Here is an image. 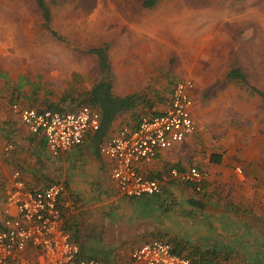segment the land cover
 <instances>
[{"label": "crops", "instance_id": "0c3cea01", "mask_svg": "<svg viewBox=\"0 0 264 264\" xmlns=\"http://www.w3.org/2000/svg\"><path fill=\"white\" fill-rule=\"evenodd\" d=\"M16 1L0 0V226L5 218L17 215L16 206L6 199L15 189L16 180L30 189L60 182L64 188L59 205L81 259L129 264L133 249L153 238L168 241L172 230L167 223H181L193 233L202 232L196 233L194 239L204 235L201 242L193 243L185 241L181 234L171 239L173 244L183 245L186 250L181 253L190 254V259L198 264L258 261L257 264H264V99L259 94L264 91L249 82L242 67L231 63L229 57L205 59L203 63L195 61V66H190L186 73L174 67L176 79L166 84L165 75L160 77V72H151L160 66L159 56H148L151 41L145 27L149 20H159L156 26L161 27L165 20L190 19L197 28L209 16L211 19L220 16L199 12L196 6L189 13L185 10L121 13L124 22L117 24L108 37H94L89 49L106 47L112 93L118 97L134 95L138 99L129 109L117 113L102 139L96 138L94 132L81 145L53 155L43 132L30 131L13 108L14 104L44 108L46 103L47 106L51 103L43 100L34 87L23 84L25 73L16 61L21 51L16 19L22 5ZM167 2L158 0L155 5ZM33 4L37 13L40 9L36 0ZM122 15H118L119 19ZM134 19L139 22L135 24ZM216 21L212 27L235 26L225 19ZM49 25L60 37L51 22ZM144 31L147 35H143ZM135 32H141L142 36ZM161 35L165 37L164 31ZM161 40L158 37L156 43ZM167 44L168 48L163 47L160 53L163 61L169 52H175L170 39ZM153 51L158 52L159 47ZM56 55L51 51L47 66L66 68L65 57ZM73 55L77 57V51ZM92 57L93 86L103 74L97 55ZM236 68L245 81L228 76ZM181 78L193 82L189 110L195 129L182 142L160 150L151 161L141 162L137 168L147 177L160 179L172 168L182 171L195 165L206 174L204 191L196 192L171 178L163 182L157 195L126 197L110 176L112 159L103 156L99 146L105 138L117 134L122 124L134 125L140 115L160 112L172 84ZM16 173L19 175L15 176ZM68 204L72 206L66 207ZM101 233L115 253L107 258L86 254V236ZM254 244L258 246L255 248ZM23 254L31 258L37 256V251L28 246Z\"/></svg>", "mask_w": 264, "mask_h": 264}, {"label": "rangeland", "instance_id": "374dc122", "mask_svg": "<svg viewBox=\"0 0 264 264\" xmlns=\"http://www.w3.org/2000/svg\"><path fill=\"white\" fill-rule=\"evenodd\" d=\"M45 1L51 10V27L60 38L52 37L46 32L40 10L37 13L33 10V0L16 1L22 5L21 14L16 19L21 34V51L17 53L16 61L25 73L23 84L38 90L43 100H51L50 106L46 103L44 108L72 110L84 102V95L92 86L91 73L95 66L92 63V54L88 52L92 39L108 37L112 29L118 27L117 24L124 22L125 16L121 13L149 11L155 14L170 10H185L189 13L195 6L199 12H209L220 17L211 19L209 16L202 21L203 25L197 28L190 23V19L165 20V25L161 27L156 26L159 20H149L148 26L145 27L151 41L148 56H159L160 59V66L151 69V72H160V77L165 75L168 84L176 79L174 67L186 73L190 66H195V61L203 63L205 59L229 57L231 63L242 67L249 82L264 91V0H174L176 3L168 0L167 3L152 8L143 7L142 0ZM119 14L122 15L121 19ZM28 15H31V18ZM217 18L219 20L216 21ZM224 19L234 22L235 26L226 29L212 27L215 21ZM138 22L139 20L134 19L135 24ZM163 31L165 37L162 38ZM146 32L143 35H147ZM135 34L142 36L141 32ZM158 37L162 40L157 44ZM168 39L172 41L175 52H169L163 61L160 53L163 47L168 48ZM156 47H159L158 52L153 51ZM51 51L65 57L66 68L47 66L46 60ZM71 51H77L78 58ZM149 61L152 62L151 59ZM180 224L167 223L172 230L169 229L171 232L167 238L170 243L171 239L175 240L180 234L187 242H201L204 235L194 239L196 233H202L201 231L193 233L186 225ZM84 245L86 254L107 258V255L115 253V248L110 249L102 233L98 236L89 234ZM200 245L202 246V243ZM253 246L256 248L258 244Z\"/></svg>", "mask_w": 264, "mask_h": 264}, {"label": "built area", "instance_id": "2783aa9c", "mask_svg": "<svg viewBox=\"0 0 264 264\" xmlns=\"http://www.w3.org/2000/svg\"><path fill=\"white\" fill-rule=\"evenodd\" d=\"M192 86L190 79H177L160 112L142 114L134 125L122 124L117 134L100 144V153L113 161L110 176L122 195H157L163 182L171 178L196 192L204 191L206 174L195 165L182 171L172 168L160 179L147 177L137 168L141 162L151 161L157 152L182 142L194 131L189 110ZM13 108L30 131L43 132L53 155L81 145L87 135L99 128L100 112L87 104L73 111L18 104ZM63 188L62 183L54 182L41 189H30L20 180L15 181V189L6 199L16 206L17 215L5 218L0 226V264H105L96 258H79V247L66 227L59 205ZM28 246L36 249L37 256L25 257L23 252ZM129 264L198 263L176 252L169 241L153 238L132 250Z\"/></svg>", "mask_w": 264, "mask_h": 264}, {"label": "trees", "instance_id": "16d2710c", "mask_svg": "<svg viewBox=\"0 0 264 264\" xmlns=\"http://www.w3.org/2000/svg\"><path fill=\"white\" fill-rule=\"evenodd\" d=\"M158 0H143L144 7H152ZM37 5L42 14L43 27L56 36V33L50 28V11L45 2V0H36ZM60 38V37H58ZM89 53L95 54L98 57L101 72L103 74L102 78L95 83L92 88L84 95V102L82 104H87L93 108L99 110L100 112V123L99 128L96 131L95 137L99 140L105 136L112 120L115 118L118 112L125 111L135 104V101L138 99L134 95H128L125 97H118L112 93V84H111V75H110V66L108 63L107 49L106 47L91 48L88 50ZM229 77L237 78L245 81L244 75L240 72L238 68L232 69L229 74ZM264 99V93H259ZM79 107V106H78ZM59 111H66L64 109L49 108ZM73 111V110H68ZM156 179V178H155ZM174 250L178 253H181L182 250H186L183 245L173 244ZM190 258V254L186 255Z\"/></svg>", "mask_w": 264, "mask_h": 264}]
</instances>
